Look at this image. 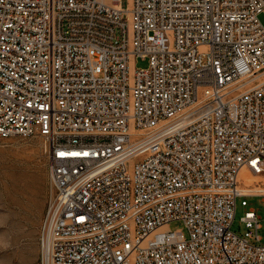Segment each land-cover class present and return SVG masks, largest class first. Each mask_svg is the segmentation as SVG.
Returning <instances> with one entry per match:
<instances>
[{
  "label": "built area",
  "instance_id": "obj_1",
  "mask_svg": "<svg viewBox=\"0 0 264 264\" xmlns=\"http://www.w3.org/2000/svg\"><path fill=\"white\" fill-rule=\"evenodd\" d=\"M261 12L0 0V138L39 136L47 160L38 264H264L255 208L231 230L237 199L264 201L240 175L264 177Z\"/></svg>",
  "mask_w": 264,
  "mask_h": 264
},
{
  "label": "rangeland",
  "instance_id": "obj_2",
  "mask_svg": "<svg viewBox=\"0 0 264 264\" xmlns=\"http://www.w3.org/2000/svg\"><path fill=\"white\" fill-rule=\"evenodd\" d=\"M123 6L128 0H122ZM264 24V12L258 15ZM137 68H146L147 58L138 57ZM50 193L44 142L39 136L0 138V264H38V229ZM247 206L236 201L231 230L243 235L244 212L253 207L260 217L258 234L264 243V201L251 197ZM182 227L172 221L169 228Z\"/></svg>",
  "mask_w": 264,
  "mask_h": 264
},
{
  "label": "bare ground",
  "instance_id": "obj_3",
  "mask_svg": "<svg viewBox=\"0 0 264 264\" xmlns=\"http://www.w3.org/2000/svg\"><path fill=\"white\" fill-rule=\"evenodd\" d=\"M241 177H242V183L244 185H255L256 183L262 185L264 184V177H260L257 175H254L253 173H251L250 171H241L240 173ZM250 190L252 192H257L258 189L257 187H251Z\"/></svg>",
  "mask_w": 264,
  "mask_h": 264
}]
</instances>
